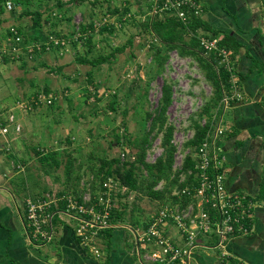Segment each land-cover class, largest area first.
I'll return each mask as SVG.
<instances>
[{
  "label": "rangeland",
  "instance_id": "1",
  "mask_svg": "<svg viewBox=\"0 0 264 264\" xmlns=\"http://www.w3.org/2000/svg\"><path fill=\"white\" fill-rule=\"evenodd\" d=\"M36 1L31 0V6L37 8L32 11L42 10L45 15L49 12L48 20H56L54 27L59 28L49 34H59L65 45L48 49L50 53L45 49H31L32 55L26 53L14 58L17 69L10 67L7 72L13 76L10 77L13 86L21 88L20 97L36 90L58 95L53 106L31 101L33 106H26L27 111L22 105L21 111L29 113L30 117L43 105L51 111L48 114L45 110L40 111V117L28 119V129L25 127L18 137L10 139L3 134L0 137V145L5 142L0 148V190H13L14 202L21 213L23 211L25 222L29 197L52 195L69 186L73 188L68 189L78 188L74 191L77 194L100 190L103 186L100 175L95 176L96 182L91 185L100 157L124 158L123 152L128 148L133 158L137 148L131 140L138 139L151 127L148 112L159 106L166 81L173 84V99L165 115L167 124L174 126L173 142L178 158L174 167L179 168L180 160H184L188 150H193L187 141L195 132L194 120L206 123L208 116L201 112L214 92L196 58L181 55L176 48L168 49L147 28L154 0ZM128 3L126 11L125 4ZM114 8L119 10L114 12ZM82 24L88 26L85 32L81 29ZM104 25H113V31H102ZM24 34L27 39L25 31ZM31 38L34 39L31 45L37 42L41 47L46 36L44 39L39 35ZM124 43L123 51L96 66L76 60L78 55L109 54ZM8 58L12 59V56ZM25 120L22 116V121ZM117 135L122 137L119 141ZM151 137L146 158L153 162L163 152L162 133L155 129ZM53 150L59 152L57 162L41 159L42 151ZM67 161L72 167H67ZM69 169L74 178L66 181ZM163 185L161 183V188ZM125 191L116 188V201L118 204L127 201L129 210L133 205L137 206L135 216L144 209L151 213L156 208H152L153 202L135 192L129 197L124 196Z\"/></svg>",
  "mask_w": 264,
  "mask_h": 264
},
{
  "label": "crops",
  "instance_id": "2",
  "mask_svg": "<svg viewBox=\"0 0 264 264\" xmlns=\"http://www.w3.org/2000/svg\"><path fill=\"white\" fill-rule=\"evenodd\" d=\"M200 1L204 5L200 17L208 31L215 32L220 37L227 36L231 42H238L234 65L241 80L243 97L232 102L227 108L223 107L220 120L225 130L216 142L224 158L228 188L246 191L256 197L264 173L263 1ZM38 2L43 3L42 0L35 3ZM31 5V0H20L15 10H7L0 2V40H6L12 24L18 25L26 32L28 38L23 46V55H32L33 45L30 43L34 40L31 38L33 35H39L41 39L46 36L47 39L50 31L59 30L54 27L56 20L49 21V12L45 15L42 10L39 15L40 24L34 26V16L37 12L32 10L36 11L37 8ZM17 64L14 59L0 58V108H3L0 111L3 117L8 113H14L16 117L15 122L8 124L7 134H3L10 139L19 136L18 134L27 127L28 119L40 117V111L45 110L47 114L51 111L48 109L49 105L40 106L31 117L29 113L21 111L20 102H24L23 109L29 111L26 106H33L31 101L36 99L39 90L20 97L21 88L14 87L13 81H10L12 74H7L10 67L17 69ZM31 95L33 96L29 98ZM12 99L11 103H2ZM18 100L21 101L17 102ZM22 116L27 119L25 122L22 121ZM16 122L21 124L20 130L16 129ZM0 137L3 136L0 134ZM4 144L5 142L0 148L4 147ZM252 225V231L248 235L235 236L227 242L226 249L230 256H222L221 248L213 245L201 247L196 249L189 264H229L230 257L239 260L238 264H264V200H258ZM108 229L100 239L102 253L99 255L80 242L73 223L67 220L56 223L53 239L43 243L33 241L29 237L23 211L21 213L18 204L14 202L13 190H0V264H146L129 229L123 226ZM170 231L177 235L174 227H171ZM178 237L179 235L176 236ZM209 242L214 244L213 239Z\"/></svg>",
  "mask_w": 264,
  "mask_h": 264
},
{
  "label": "built area",
  "instance_id": "3",
  "mask_svg": "<svg viewBox=\"0 0 264 264\" xmlns=\"http://www.w3.org/2000/svg\"><path fill=\"white\" fill-rule=\"evenodd\" d=\"M2 2L7 10H12L18 0ZM203 11L204 5L200 0H154L151 10L152 16L174 12L185 22L191 21L194 15L201 16ZM9 30L6 40H0V57L6 54L16 57L23 51L22 33L15 24ZM221 38L219 35L200 32V42L205 52L217 53L219 63L231 71L230 89L224 92L221 99L222 106L227 108L232 102L242 99L243 91L232 51L220 44ZM51 39L47 44L49 49L58 44L65 45L62 38L51 36ZM55 98L56 95L51 92H39L33 101L50 104ZM5 119L0 111V134H7L8 124L15 122L16 117L14 113H8ZM20 128L21 124L16 122V129ZM224 130L219 120L200 145L187 151L196 160L194 180L185 186L175 187L171 192L172 198L162 201L145 223L111 221L112 209L118 206L116 188L127 190L126 186L111 176L95 192L77 194L70 191L61 196L46 194L29 197L25 214L30 239L40 243L53 239L55 217L59 216L62 220L72 222L80 242L98 255L102 253L99 240L104 229L123 226L131 231L146 264H189L196 249L212 245L221 248L222 256H230L226 244L232 237L248 235L252 231L258 200L246 191L228 188L224 158L216 142ZM175 159V162L178 161L176 156ZM183 162V159L180 160L179 168H182ZM171 227L177 230V235L170 231ZM211 238L214 244H210Z\"/></svg>",
  "mask_w": 264,
  "mask_h": 264
},
{
  "label": "trees",
  "instance_id": "4",
  "mask_svg": "<svg viewBox=\"0 0 264 264\" xmlns=\"http://www.w3.org/2000/svg\"><path fill=\"white\" fill-rule=\"evenodd\" d=\"M20 1V0H18ZM263 1V10H264V0ZM1 3L2 0H0ZM153 4L151 3V6ZM126 11L129 9V3L125 4ZM119 9L114 8V12H117ZM37 16H34V26L40 24V12L36 13ZM147 28H150L154 35L168 48H176L181 55H190L197 59L201 69L203 70L207 80L210 81L214 88L213 96L211 100L206 103L203 108L201 115H207L208 120L205 124H202L200 120H194L195 132L191 138L187 141L190 144L192 149L196 148L204 138L207 136L208 132L214 129L215 123L219 121L221 114L223 112V106L221 104V99L224 92H228L230 89V77L231 71L228 70L223 64L219 63L220 57L217 53L211 52L207 54L204 47L200 42V32H208L209 34H215V32L208 31L204 20L197 15H194L191 21L185 22L181 17L176 15L174 12H167L163 16H152L151 19L146 23ZM19 32L23 35V41L21 42L24 46L26 39L25 34L18 25ZM93 26V24H90ZM87 25L82 24L81 29L83 32L87 30ZM114 29L113 25H104L101 30L112 32ZM52 34V33H50ZM48 35V38L45 39L41 47L38 44H34L32 50L42 49L48 50L47 44L51 42V36H59V34ZM50 36V37H49ZM89 40H91L90 36ZM60 38V37H59ZM132 41L131 38H129ZM220 44L227 47L232 51V57L234 58L235 52L238 48V42L230 41L227 36H224L220 40ZM62 46V44L55 45ZM52 46L51 48L55 47ZM38 47V48H37ZM126 47V44L116 46L109 54L99 53L96 56H87V55H78L76 60L80 63H90L92 66H96L102 62L109 60L112 56H116L117 52L123 51ZM237 47V48H236ZM32 51V52H33ZM25 54V53H24ZM23 52L19 53L14 58L22 57ZM10 54L3 55L2 59H8ZM167 56V55H166ZM12 58V59H14ZM163 63V62H162ZM39 93V92H38ZM47 93H49L47 91ZM173 99V84L166 81L163 85L162 98L160 104L156 107L155 110L148 112V116L151 117V127L147 129L141 137L131 140L134 146L137 148V151L131 155L128 148L125 151V157L121 158L120 156H110V157H100L98 167L95 168L94 177L91 180V185H94L96 180L95 176H101L100 184L104 183L109 177H114L118 182L127 187V190L124 193V196L129 197L133 192L135 195L145 197L148 202H153L152 208L157 207L162 201L168 200L172 196V190L177 187L185 186L186 184L194 180V173L196 170V160L189 153L185 156L182 168H175V152L176 145L173 142L174 137V126L173 124H167L166 122V111L168 106ZM56 102V98L52 103L47 104L53 106ZM114 106L113 103H111ZM4 120L5 117H4ZM127 128V127H125ZM157 130L162 133L161 144L163 146V152L160 154L155 161L151 162L147 160L146 154L149 145H151L153 138L151 134L153 130ZM121 135H117L116 139L119 141ZM58 150L53 151H42L41 159L48 160L54 159L57 162ZM81 166V165H80ZM67 167H72L70 161H67ZM71 169L66 172V181L72 180L74 177L71 174ZM184 175V178L182 176ZM103 181V182H102ZM79 182V181H78ZM161 183L163 187L161 188ZM68 188H73L69 186ZM63 188L62 190L56 191L53 196H61L62 194L70 191H75L77 189H68ZM94 192L96 191L93 190ZM46 195V194H44ZM41 195V196H44ZM40 194L35 197H39ZM257 200H264V173L262 176L260 189L256 195ZM63 205V200L60 201V206ZM128 202L124 201L122 204H118L114 209H112L111 221L113 222H129L131 224L145 223L149 217L148 210H142L138 212V216H135L137 212V206H132L128 209ZM56 206L55 204L53 205ZM129 210V211H128ZM147 211V212H146ZM143 213V214H142ZM62 220L59 216L55 217V222L58 223ZM105 231H109L108 228H105ZM102 233V234H103ZM213 239V238H211ZM214 240V239H213ZM231 259L229 264H238L239 260L230 257Z\"/></svg>",
  "mask_w": 264,
  "mask_h": 264
},
{
  "label": "bare ground",
  "instance_id": "5",
  "mask_svg": "<svg viewBox=\"0 0 264 264\" xmlns=\"http://www.w3.org/2000/svg\"><path fill=\"white\" fill-rule=\"evenodd\" d=\"M101 237H102V234H101V236H100V239H101ZM100 241V240H99ZM100 243V242H99Z\"/></svg>",
  "mask_w": 264,
  "mask_h": 264
}]
</instances>
